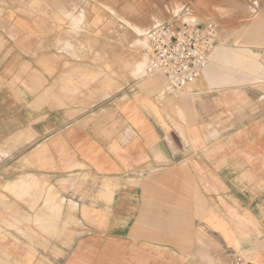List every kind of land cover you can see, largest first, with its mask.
Returning <instances> with one entry per match:
<instances>
[{"label":"crops","instance_id":"1","mask_svg":"<svg viewBox=\"0 0 264 264\" xmlns=\"http://www.w3.org/2000/svg\"><path fill=\"white\" fill-rule=\"evenodd\" d=\"M126 4L121 29L103 30L95 12L101 4L93 0H0V264L91 263L69 252L75 244L74 250L101 246L102 238L111 240V251L123 244L137 249L109 257L110 264H233L238 257L264 264L262 34L257 42L255 25L254 50L218 45L188 92L137 79L90 99L74 86L87 68L98 73L103 36L132 40L139 35L131 26L143 30L147 56L148 33L181 18L159 7L138 17ZM55 5L75 15L55 19ZM86 12L91 38L100 39L92 55L80 45L86 31L71 28L81 27L77 17ZM80 175L97 178V188L63 193L59 226L39 211L37 190L3 189L21 176L36 179L24 188L39 186L41 177L64 187ZM199 221L227 257H197ZM170 245L176 257H165ZM54 249L63 256L53 257ZM103 258L92 257L93 264Z\"/></svg>","mask_w":264,"mask_h":264},{"label":"rangeland","instance_id":"2","mask_svg":"<svg viewBox=\"0 0 264 264\" xmlns=\"http://www.w3.org/2000/svg\"><path fill=\"white\" fill-rule=\"evenodd\" d=\"M111 1H113V3L118 2L119 5L117 6L114 4V6H111L108 3V0H93V2H98L101 4V6L95 7V12H97L100 16V19L103 20V30L107 28L109 29V27H116V25L120 28V26L117 24L118 19H122L120 14L126 12V9L128 8L126 6V3H131L132 6L130 7H133L134 14L138 17H143L144 15L148 14V11H153V9L159 7L161 8L165 16H167V12L170 10L174 13H180L182 18L191 22H205L209 20L215 21L217 24H219L221 30L220 41L218 44L220 45V47L225 46V48L237 50L241 46H250L254 50V47L256 46L255 25H257L258 32L257 42L260 41L261 34L262 39H264V0H129L130 2H127L128 0ZM60 2H62V0H55V3ZM122 2L123 4H125L120 5ZM62 8L63 7L57 5L54 6L55 19L62 20L64 18L66 20H69L72 18L71 16L75 15L72 7H70L71 10L68 14L60 12ZM86 8L89 9L90 7ZM38 9H43L44 13L45 7L39 6ZM117 10L119 13H117ZM80 14L81 15L77 18L82 23L81 27H74V24L72 22L71 28L82 30L84 29L86 31L87 37L82 40L83 42H80V45H84L87 50L91 51L90 54L92 55L93 47L99 45L100 39L94 41V39L90 36L94 34L93 25L90 22V20L92 19V15L88 14L87 12L85 14ZM132 28L139 35L132 40H129V38L124 35L117 38L118 33L116 32H114V36L112 37L103 36L101 38L100 44L102 45V54L100 55L101 65H98V73L95 74L93 70L89 71V69L87 68L85 74L82 76L83 80L81 81L80 86H78V88L77 86H74L75 89H77L78 91L84 90L88 95V98L92 99L102 93V91L109 90L111 87L110 84H113V86L116 88H120L121 86L119 87V84L125 85L131 82V80L137 79H161L164 81L166 89L168 88V82L164 76L145 75V67L142 65V63L143 59L145 58L144 50L146 48V38L142 37V35H144L146 32L143 30L141 31L135 27ZM122 31L124 34L127 32V30L125 29H123ZM136 59L137 62L134 63ZM90 60L92 64L97 63L94 62V58H91ZM133 63L134 65H132ZM223 66L227 65L220 64V67ZM234 66L238 67V63ZM243 68L244 67L242 66L240 69ZM189 90L190 87L186 88L184 91L188 92ZM110 93L111 92H105V97L109 96ZM80 94L83 97L85 96L84 93ZM219 119L220 116L215 120L218 121ZM184 120L185 118H182V122H185ZM220 125L221 122H217V126ZM71 179L72 180L65 183L63 182L65 186L62 187L61 180L51 183L48 178L41 177L37 181L39 182V186L30 182L27 187L22 188V182L29 180L35 181L36 179L32 177L25 178L21 176L13 181L10 186H7L3 189H5L7 192H14V189L21 191L37 190V205L40 206V209L43 207L42 210L39 211H48L49 215L52 216L54 221L58 222V224H55V226H59L62 221L60 213L62 208L59 205V202L63 201L62 194L68 192L69 190H71V188L74 187H76L75 190L78 191L79 189L83 188L84 185H92L90 187L92 189L97 188L95 185L99 183V180L92 177L91 175H80L72 177ZM41 184L45 185L42 186ZM48 184L51 187H48ZM51 191H53L54 194ZM52 196L55 199L54 202L46 205V200ZM63 227L66 228L67 225L64 224ZM197 228L200 238L197 257H227V255L225 254V248H223L220 240L217 239L216 235L212 234L211 231L204 224H202V222L200 223V221L197 223ZM39 230L42 233H46L44 228H39ZM2 239L4 240V238ZM102 239L104 240V242L101 246L98 247L89 245L86 247V249L74 250V248L76 247L75 244L69 252L68 257H89L91 263H89V260H86L88 261L87 264H93L92 257H104L101 264H110L109 257H128V254L131 255L132 253H137V249L131 247L130 245L126 246V244H123V249H120L118 251H111L105 246L111 240L106 238ZM39 248H42L43 251L49 252V248L45 246L39 245ZM169 248L170 250L166 252L167 254L165 257H176L174 248L171 245ZM54 251L55 252L53 253V257L63 256L61 252L55 249ZM47 263L50 264L49 261ZM37 264L46 263L44 261H39Z\"/></svg>","mask_w":264,"mask_h":264},{"label":"built area","instance_id":"3","mask_svg":"<svg viewBox=\"0 0 264 264\" xmlns=\"http://www.w3.org/2000/svg\"><path fill=\"white\" fill-rule=\"evenodd\" d=\"M220 27L214 21L191 22L171 19L147 35V76L162 75L170 86L184 91L207 68L220 41ZM233 264H252L238 257Z\"/></svg>","mask_w":264,"mask_h":264},{"label":"bare ground","instance_id":"4","mask_svg":"<svg viewBox=\"0 0 264 264\" xmlns=\"http://www.w3.org/2000/svg\"><path fill=\"white\" fill-rule=\"evenodd\" d=\"M214 22H215V21H214ZM127 24H128V26H131L129 23H127ZM218 25H219V24H218ZM131 27H133V26H131ZM65 47H67V46H65ZM69 47H70V46H69ZM217 47H218V46H217ZM217 47H216V48H217ZM216 48H215V49H216ZM84 49H85V48H84ZM215 49H214V50H215ZM63 51H64V50H63ZM66 51H67V50H66ZM66 51H65V52H66ZM68 52H69V51H68ZM212 53H213V52H212ZM126 54H127V53H126ZM71 55H72V54H71ZM121 56H122V55H121ZM128 56H129V55H128ZM131 56H132V55H131ZM86 58H87V57H86ZM146 58H147V59H146ZM127 59H128V58H127ZM114 60H115V59H114ZM147 61H148V55H147V56L145 55V58L143 59V63H142V65H143L145 68H146V65H147ZM136 62H137V59H136V61H135L134 63H136ZM134 63H133L132 65H134ZM86 65H87V64H86ZM132 65H131V66H132ZM138 68H139V67H138ZM138 68H136V69H138ZM89 71H90V70H89ZM93 72H94V70H93ZM145 75H146V74H145ZM146 76H147V75H146ZM112 85H113V84H112ZM110 86H111V84H110ZM111 87H112V86H111ZM111 89H112V88H111Z\"/></svg>","mask_w":264,"mask_h":264}]
</instances>
